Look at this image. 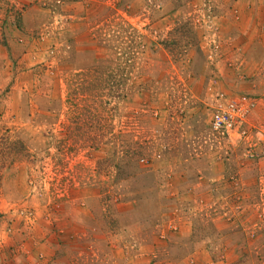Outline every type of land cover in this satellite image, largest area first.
<instances>
[{
	"label": "rangeland",
	"instance_id": "1",
	"mask_svg": "<svg viewBox=\"0 0 264 264\" xmlns=\"http://www.w3.org/2000/svg\"><path fill=\"white\" fill-rule=\"evenodd\" d=\"M0 264H264V0H0Z\"/></svg>",
	"mask_w": 264,
	"mask_h": 264
},
{
	"label": "built area",
	"instance_id": "2",
	"mask_svg": "<svg viewBox=\"0 0 264 264\" xmlns=\"http://www.w3.org/2000/svg\"><path fill=\"white\" fill-rule=\"evenodd\" d=\"M248 111L241 100H217L212 106L211 126L220 132H237L246 123Z\"/></svg>",
	"mask_w": 264,
	"mask_h": 264
},
{
	"label": "trees",
	"instance_id": "3",
	"mask_svg": "<svg viewBox=\"0 0 264 264\" xmlns=\"http://www.w3.org/2000/svg\"><path fill=\"white\" fill-rule=\"evenodd\" d=\"M87 95L90 98L88 100L80 101V102H83V103H80L81 106H80L79 103H77L78 100L76 98H72L71 99V103H68L69 104L68 106H69V109H70L71 113L72 114H79L80 110H82L85 113H89V112H93V111L97 112V110H100L99 113L101 112V113L105 114V109H102L101 107H103L102 105H107V103L103 102L101 100L97 101V99H95V97H97V96H94V95H91V94H87ZM99 113H98V116H99ZM101 136L102 135L99 134V132H95L93 138H91L89 136V134L86 132V133H83L81 136H79L78 139L82 140L86 144L90 145V147L94 148L95 145H96L98 137L100 138ZM91 145H94V146H91ZM18 157H21V155L18 156ZM31 158H33V157H31Z\"/></svg>",
	"mask_w": 264,
	"mask_h": 264
}]
</instances>
